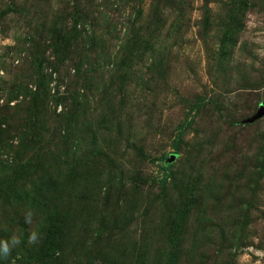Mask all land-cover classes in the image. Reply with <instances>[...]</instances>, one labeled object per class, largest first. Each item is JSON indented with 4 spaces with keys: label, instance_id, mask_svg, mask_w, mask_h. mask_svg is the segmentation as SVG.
Returning <instances> with one entry per match:
<instances>
[{
    "label": "rangeland",
    "instance_id": "rangeland-1",
    "mask_svg": "<svg viewBox=\"0 0 264 264\" xmlns=\"http://www.w3.org/2000/svg\"><path fill=\"white\" fill-rule=\"evenodd\" d=\"M260 107L264 0H0V264H264Z\"/></svg>",
    "mask_w": 264,
    "mask_h": 264
},
{
    "label": "trees",
    "instance_id": "trees-1",
    "mask_svg": "<svg viewBox=\"0 0 264 264\" xmlns=\"http://www.w3.org/2000/svg\"><path fill=\"white\" fill-rule=\"evenodd\" d=\"M24 1H27V0H24ZM31 1H34V0H31ZM125 1H129V0H125ZM10 12H12L14 15L15 14L23 13V6L20 4L19 7H16L15 4L14 5L13 4H8L6 7H4L2 9L1 16H5V15H7ZM83 16L84 15H82V18H83ZM60 19H61V21L63 23L64 22V19L62 17ZM78 19L79 18L76 17L73 20L74 22L72 21L71 26L68 27L69 28L68 31L71 32V34H69V33L68 34H69V37L72 40H74V38L77 35L79 36L82 33V31L80 30V28H75V21L77 22ZM59 29H61V26H56V25H53L52 23L49 24L47 22L46 23L40 22L39 24H37V29H36L37 43L33 45L35 51H33L34 52V55H29L30 56V62L29 63L31 65V68L35 69L36 71L39 70V72L41 74H42V69H43L44 64H45L44 67L51 66L53 68V70H55V71L58 72L59 65L62 64L65 59H67V57L63 56L64 54H62V52L63 51L66 52L67 51V47L71 44L72 41L71 42H66L65 39L61 36L60 33H62V32ZM122 44H125V46L127 47L128 53H129L130 42H127L126 40H124V42ZM30 49H31V47L27 51L28 54L33 53L32 51H30ZM45 53H47L48 55H46ZM59 54H62V55L59 56ZM49 55H51V57H53V60L52 61L50 60V58H49L50 56ZM82 77H83V75L80 74V77H79V80L80 81H82ZM71 97H75V96H71ZM59 100H62V99H59ZM73 100H74V98H73ZM77 102L78 101L75 98V100L72 101V103L69 104L70 107L68 109L66 108V110L63 111L62 115H60V117L62 118V120H69V117L72 115L71 112L73 111V105L74 104L77 105L78 104ZM27 104H29V102ZM2 115H5V112ZM26 120L28 122V118ZM28 123H32V122L29 121ZM3 146H4V144H3ZM74 148H75L74 150L76 151L77 146L74 147ZM11 158H15V156H12ZM163 159H165V157H163ZM75 162H76V160H75ZM169 166H170V164H169V162H167L163 166V169L164 170H168L169 169ZM26 197H27V195H24V197H22V199H21V202L25 201L26 200ZM19 213H20V210L19 209H16L15 214L17 215ZM48 258H50V257H48ZM49 262L51 264L53 262H56L55 261V258L52 259V261H49Z\"/></svg>",
    "mask_w": 264,
    "mask_h": 264
},
{
    "label": "clouds",
    "instance_id": "clouds-1",
    "mask_svg": "<svg viewBox=\"0 0 264 264\" xmlns=\"http://www.w3.org/2000/svg\"><path fill=\"white\" fill-rule=\"evenodd\" d=\"M30 215L29 214L27 217H26V222H30ZM29 240L30 242H36L37 241V234L35 232H33L31 234V236L29 237ZM13 243H17V241L15 239H13ZM2 251L4 253L5 256L8 255L10 249H9V246H8V243L7 242H4L3 245H2Z\"/></svg>",
    "mask_w": 264,
    "mask_h": 264
},
{
    "label": "water",
    "instance_id": "water-1",
    "mask_svg": "<svg viewBox=\"0 0 264 264\" xmlns=\"http://www.w3.org/2000/svg\"><path fill=\"white\" fill-rule=\"evenodd\" d=\"M259 116H264V109L263 108H259L253 115H251L250 117L246 118L244 120V122H250L252 121L253 119L259 117Z\"/></svg>",
    "mask_w": 264,
    "mask_h": 264
}]
</instances>
